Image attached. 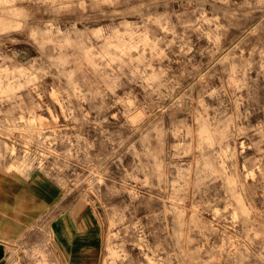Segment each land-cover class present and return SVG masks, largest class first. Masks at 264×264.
<instances>
[{
    "label": "rangeland",
    "instance_id": "rangeland-1",
    "mask_svg": "<svg viewBox=\"0 0 264 264\" xmlns=\"http://www.w3.org/2000/svg\"><path fill=\"white\" fill-rule=\"evenodd\" d=\"M88 2L91 4V0ZM141 2L149 6L143 10L145 15H158L166 11L169 13L186 11L187 15L183 17L185 21H195L199 16V12L193 15V11L199 6L196 0H193L191 5L188 0H176V2L168 0L167 8H165L166 0H158L156 4L152 0H131L130 3H122L116 11L127 13L130 8ZM242 2L243 0H234L231 9L227 10H235L236 5ZM17 6L30 10L33 18L28 22L29 25L43 28L44 22L53 20L61 31L70 30L73 23H76V27L81 30L118 25L121 20L142 23L141 18L136 15L125 14L113 17L111 15L113 9L107 5H102L96 10L90 6L87 12L74 8L70 13H63L60 16L51 14L47 7L33 3ZM203 8L209 17L221 16L220 24L228 28L226 33H222L224 39L220 51L214 58L210 56L208 50L215 51L213 45L207 39L198 38L201 37L200 33L180 27V22L173 15L171 23L176 25L177 34L184 35L185 42L191 41L190 46L193 51L188 55L179 54V47L174 45L167 53L169 59L162 63L154 62L153 67L170 68L167 79L178 81L180 87L176 88L174 84L169 85V88L174 90L162 89L163 95L160 96L148 95L136 85H128L117 92V96H123L130 89L134 90L139 105L144 107L148 113V118L140 126V131L135 134H132L128 128H121V124L125 123L122 116L118 120L112 119L113 114L122 111L119 106L112 108L110 112L101 114V119L103 116L108 117V123L103 125V129L107 130L108 136L113 141H119L120 137L115 135L118 132L125 139L131 135V139L127 140L123 148H120L118 143H109L105 135L101 134L102 129L95 127L92 123L97 119L95 112H91L88 123L81 121L80 124H76L73 120L65 118L66 113L61 105L49 95L54 88H66L67 82L63 77L56 79L59 75L56 68H51L50 74L39 80L36 86L37 91L29 87L16 93V96L22 99L13 98L11 101L0 103V113H11V115H0V132L3 133L0 135V142H2L0 148L3 144L13 146V141H18L15 147L17 155H20L24 139L31 135L34 141L54 138L56 142L45 143L41 151L63 154L72 147V144L77 143L74 138L79 135L85 137L89 143L94 142L95 144V148L90 150V155L93 157L92 164L103 163L104 168L107 169L104 185H99V191L93 194L87 191L86 183L80 184L79 187L76 186L80 180L88 176V171L84 166L72 160L69 161L71 167L61 173L53 170V165L60 163L63 166L66 157L61 155L58 158L54 155H47V159L44 160V172L53 177L63 188L64 198L60 205L74 203L80 212L77 219L80 226L89 224V220L91 221L90 231H83L76 235L71 254L74 264L89 262L90 264H111L109 248L113 244L121 243L124 245V251L130 253V259L124 264H149V261L151 264H239V253L243 252L245 247L249 248L251 255L243 264H264V261L256 259V255L264 247V239L253 240L249 243L251 237L247 231L250 227L260 230L259 226L264 225V177L257 173L256 179L252 180L247 177L245 171V169L251 171L256 168L257 162L260 169L264 170V143H261V135L257 134V132L264 131V70L260 67L261 53L264 52V31H261L258 36H247V29L251 25L244 21H231V24H237V27H232L230 22L223 18L225 6L214 4V0H208ZM102 13L108 15H102ZM260 16L261 13L257 12L253 23L258 21ZM84 17L88 19L83 23H77ZM150 27L157 36L165 35L155 26L150 25ZM204 27L208 29L207 25ZM166 38L171 40L172 36L168 35ZM10 39H17L20 43L13 44ZM93 43L96 42L93 41ZM179 43L178 40L177 44ZM236 44L240 45L232 53L236 59L224 65L217 64L216 61L228 54ZM202 51L204 55L200 54ZM13 53L18 55L9 65L10 68L28 67L34 60L37 68H47L50 63L47 56L57 54L49 45L45 49L46 55L41 58L33 42L28 38L27 29L22 33L13 32L9 36L0 37V56L12 57ZM249 61L252 63V68L245 71L246 62ZM232 63L238 66L236 79L246 85L242 91H236L234 86H229ZM204 73H208L205 81L198 82L199 76ZM124 83L127 85V81ZM221 88L223 91L216 99H210L204 95L212 89ZM38 92L40 95L37 94ZM181 96H184V99L176 103L177 98ZM202 96L210 108L207 117L209 124L213 127H215L211 119L213 117L218 120H226L229 116L240 117L238 120L234 119L235 128L231 130L232 138L226 141V146L235 151V159L226 162L228 176L240 178L235 194L228 189L225 182L227 177L221 179L213 177L214 183L205 181V185L199 190L196 188V175L205 163L204 157H209L207 162L211 163L217 171H222L218 168L220 161L215 154L225 146L221 145L215 149H207L205 146L203 151L200 150L201 142L198 132L201 124L197 121L204 114V109L199 103ZM64 99L67 97L65 96ZM113 99L109 96L107 103L112 104ZM238 100L240 106L237 111ZM34 103L40 104V108L35 109V116L43 117V121L32 126H26L22 122L16 125L21 128L28 127V132H7V129L11 128L13 122L20 116H23L25 120L31 118L28 112L33 110ZM70 104L74 109L82 107L84 112L91 111L93 107L91 104H82L75 99H72ZM74 114L77 118L83 115L81 111H75ZM245 116L247 119H244ZM237 128L256 129L257 131L249 130L246 135H238ZM38 131L41 133L39 137L36 135ZM145 134L149 135L147 144L149 151L162 152L159 159L164 162L166 180L160 183L153 177L151 179L153 187H145L128 177L131 173L142 181L144 174L134 172L133 169L141 163H154L144 155H141L140 160L137 161L134 154L128 152L131 145H135L136 152L145 151V147L140 143ZM64 137L73 138L72 144L64 140ZM257 144L259 150L253 146ZM80 146L86 147L83 141L80 142ZM116 149L118 150L112 155ZM31 150L33 152L37 150V143L32 144ZM185 152L190 154L184 155ZM109 155H112V159H106ZM80 159L83 161V153L80 154ZM151 171L150 169L149 174ZM181 175L185 176L186 183L185 180L180 181V186H183L184 190L176 194L174 185ZM91 179L95 183V178ZM113 187L119 189L120 193L108 195V190ZM132 192H135L138 198H134L130 194ZM234 195L239 197V203L233 198ZM180 200H183V203H179ZM229 204L231 207L224 212L223 209ZM86 207L92 209L94 214H90ZM215 209H220V217L215 215ZM244 209L249 211L250 216L243 215ZM54 213L55 211H50L35 221L29 232L13 245L12 264H16L18 258L24 257V252L19 250L21 246L42 247L49 255V264H62V257L56 249L54 237L50 231V219ZM233 213L238 217L235 222L231 218ZM113 215H116L117 219L122 215L124 221L116 229L110 226V219ZM180 223L184 225L182 229ZM61 227L62 223L59 222L51 225L55 235L60 238ZM117 231L119 238L113 239V233ZM178 232L181 233L182 238L177 236ZM178 240L179 247H177ZM189 241H194V243H189ZM136 244L141 246L135 247ZM148 249H151V252ZM146 256L148 259L145 258ZM20 264H33V262L23 258Z\"/></svg>",
    "mask_w": 264,
    "mask_h": 264
},
{
    "label": "clouds",
    "instance_id": "clouds-1",
    "mask_svg": "<svg viewBox=\"0 0 264 264\" xmlns=\"http://www.w3.org/2000/svg\"><path fill=\"white\" fill-rule=\"evenodd\" d=\"M131 0H91L89 4L88 0H0V37L9 36L13 32L22 33L25 29L28 30V38L33 42L36 51L40 53V57L46 55L45 49L47 46L51 45L53 51L57 53L56 55H48L47 59L50 62L47 68L36 67V61L34 60L32 64L28 67L24 66H14L9 67V65L14 60V57L18 55L13 53L12 57L0 56V103L5 101H11L13 98L19 100L22 99L16 96L19 93L29 87L33 91H37V84L42 77L50 74L51 68H56L59 75L56 79L61 77L67 82L66 88H54L49 95L57 103L61 105L62 110L66 113L65 118L73 120L74 123L80 124L81 121L84 123L89 122L91 112L97 114V119L92 121V123L97 128L102 129V135H105L106 140L109 143H118L120 148H123L127 143V140L131 139V135L127 139L123 138L121 133H116L119 136V141H113L107 134V130L103 129V125L108 123V117L103 116L101 119V114L105 112H110L112 108L119 106L122 111L112 115L113 120H118L121 116L124 118L125 123L121 124V128H128L132 134L140 131V126L148 118V113L144 107L139 105V101L134 93V90L130 89L125 92L123 96H117V92L126 88L128 85H136L140 87L148 95H163L161 90L173 91L170 89L169 85L174 84L176 88L180 87V84L176 80H169L168 72L171 69L155 68L153 67L154 62L162 63L164 60L169 59L167 53L172 49L174 45L179 47V54L188 55L193 51L190 46L191 41L185 42L184 35H178L176 32V25L171 23V18L173 15L176 16L177 21L180 22V27L184 29H192L194 32L200 33L201 37L209 41L213 45L215 51H209V55L213 58L216 56L217 52L220 51L221 43L224 39L222 33H226L228 28L220 24L221 16L214 15L212 17L208 16V13L204 10L203 5L207 4L208 0H196L198 7L193 11V15L199 12V16L195 21H185L183 17L187 15V12L183 13H169L164 12L162 14L145 15L144 9L149 6L141 2L128 10L127 13L116 11V9L122 3H130ZM154 4L158 3V0H152ZM170 2H176V0H170ZM234 0H214V4H219L225 6V11L223 18L230 22L232 27H237V24H231V21H244L250 23V27L247 29V36H258L261 31H264V0H243L242 3L236 5L235 10L231 9V5ZM26 3H33L42 7H47L51 14L55 16H60L63 13H70L74 8L80 9L81 12H87L88 8L91 6L93 10L98 9L102 5H107L113 9L111 15L124 16L125 14L136 15L141 18L142 23L129 22L128 20H121L118 25H108L99 26L95 28H84L83 30L76 27V23L71 25L70 30L61 31L58 24L53 20H48L44 22L43 28L39 26L29 25V21L32 20V14L30 10L26 7H18L17 5H22ZM189 5L193 3V0H188ZM168 7V0H166L165 8ZM259 12L261 16L258 21L254 22L255 14ZM102 15H108L107 13H102ZM88 17H84L77 23H83ZM155 26L158 28L164 36H157L153 28ZM205 25L208 29H205ZM168 35L172 36L171 40L166 37ZM247 37H245L246 39ZM180 41L177 44V41ZM93 41L96 43L94 44ZM13 44L20 43L17 39H10ZM243 43V40H241ZM164 45V47H161ZM239 44L233 46V49L229 51L228 54L217 60L216 63L224 65L229 63L230 60H235L236 57L232 55L236 48H239ZM135 54V55H134ZM204 55V51L200 53ZM261 64L260 67L264 70V52L261 53ZM75 67H71V65ZM252 63L246 62V69H251ZM238 66L232 63L230 66V76H229V86H234L236 91H242L246 85L242 81L237 80ZM208 73H204L199 76L198 82H204L205 77ZM127 81V85L124 83ZM223 89H212L211 91L205 92L204 95L210 99H216L219 93ZM40 95V93H37ZM67 99H64V97ZM111 96L113 99L112 104H108L107 100ZM43 97L41 96V99ZM75 99L82 104H91L93 107L91 111L84 112L83 108H72L70 101ZM184 96L178 97L176 103L183 100ZM99 101V103H97ZM201 108L204 109V114L200 116L198 123L201 124V128L198 132L200 137V150L203 151L205 146L207 149H215L221 145H225L220 148V151L215 155L219 159L218 168L222 171H217L216 168L208 163L209 157H204L205 163L202 169L196 175V188L199 190L201 186L205 185V181H212L213 177L216 179H221L222 177H227L226 184L229 191L235 194V189L239 181V177H229L228 168L226 162L235 159V151L229 149L226 146V141L232 138L231 130L235 128L234 119H240L239 116L235 118L229 116L226 120H218L215 117L211 118L215 127L209 124V118L207 117V112L210 110L209 106L206 105L203 96L200 101ZM68 105V107H65ZM223 106V102H221ZM240 101H237V111L239 110ZM40 104L34 103L33 110L28 112L30 119L25 120L23 116H20L18 120L13 122V126L7 129V132H28V127H17L16 125L21 122L26 126L36 125L43 121V117L35 116V109H39ZM212 111H218L217 109H211ZM75 111H81L83 113L82 117L77 118L75 116ZM0 115H11V113H0ZM219 115V113H218ZM247 119V116L244 117ZM155 130V129H154ZM256 132V129H244L237 128L236 132L238 135H246L247 131ZM261 135V143H264V131L257 132ZM0 135H3L0 132ZM37 137L41 135L38 131L36 133ZM219 137V139H216ZM11 139V136H9ZM71 137H64L69 144H72ZM77 143L72 144L65 153H54L41 151L44 149L45 143H55V139L52 137L47 138V140L40 139L39 141H34L32 136L29 135L24 139L21 145L20 155H17V148L15 145L19 143L18 141H13V146L3 144L0 148V170L3 171L5 175H11L13 173L18 174L23 178L25 182L35 181L32 180V175L34 170L38 169L41 172L45 171L44 160L47 159V155H54L58 158L63 155L66 157L63 166L60 163L53 165V170H58L63 173L71 167L69 161L75 160L80 166H84L85 170L88 171V176L84 180H80L77 183V187L80 184H87V191L93 192L95 194L99 191L98 186L104 185L105 177L107 175V169L104 168L103 163L99 165H93V157L90 155V150L95 148V144L89 143L85 137L77 135L74 138ZM159 140V136L157 137ZM83 141L86 147H81L80 142ZM63 142V141H62ZM149 142V135L145 134L142 136L140 143L145 147L143 153L136 152L135 145H131L128 148V152L133 153L135 160L139 161L141 155L154 161L152 164H139L133 169L134 172H140L144 174V179L141 181L138 176L131 173L128 174L129 179L135 180L137 183L142 184L145 187H153L151 184V179L154 177L160 183H164L166 176L164 173V162L159 159L161 153H154L149 151L147 144ZM2 143V142H0ZM33 143H37V150L33 152L31 146ZM259 150V145H253ZM243 147V145H242ZM114 150L113 154H115ZM83 153V161L80 159V154ZM190 154L185 152L184 155ZM112 155H109L106 159H112ZM100 159V157H96ZM119 159V158H118ZM122 163V160H120ZM151 171V174H149ZM247 172V177L255 180L257 173L261 177H264V170H261L259 163L257 162V167L251 171ZM92 177L95 178V183H93ZM41 178L36 177V181ZM185 180V176L181 175L177 180L176 185H174L175 193L183 191V186H180V181ZM66 186V185H65ZM95 190V191H94ZM120 190L110 188L108 190V195L119 194ZM134 198H138L135 192L130 193ZM237 202H240L238 196L234 197ZM179 203H183L180 200ZM211 207V205H207ZM228 207L224 208L223 211L227 212ZM113 212L115 210L113 209ZM215 215L217 217L221 216L220 209H215ZM243 215L245 217L250 216L247 209L243 210ZM183 216V213H180ZM232 221H237L238 217L235 213L232 214ZM123 217L117 219L116 215H113L110 219V226L116 229L118 225L123 224ZM179 223V220L177 221ZM184 225L180 223V228L182 229ZM260 230L255 227L248 228V235L251 237L249 243L253 240L264 239V225L259 226ZM177 236L182 238L181 233H177ZM113 239L119 238V232L113 233ZM143 242V240H142ZM189 243H194V241H189ZM135 247H140V244L134 245ZM177 247H179V240L177 241ZM24 252V257L33 264H49V255L46 250L42 247L33 246L32 248H27L26 246H21L19 249ZM151 252V249H148ZM250 250L248 247L244 248L243 252L239 253V264H243L245 260L250 258ZM18 258L16 264H20L21 259ZM148 259V257H145ZM109 259L111 264H124L125 261L130 259V253L124 251V245L113 244L109 248ZM256 259L264 261V247L256 255ZM151 264V261H149Z\"/></svg>",
    "mask_w": 264,
    "mask_h": 264
},
{
    "label": "crops",
    "instance_id": "crops-1",
    "mask_svg": "<svg viewBox=\"0 0 264 264\" xmlns=\"http://www.w3.org/2000/svg\"><path fill=\"white\" fill-rule=\"evenodd\" d=\"M31 175L35 183L25 182L16 173L5 175L0 170V264H12L13 245L29 232L35 221L50 211H55L50 219V231L62 264H74L71 254L76 235L90 231L91 221L80 226L77 221L80 212L74 203L60 205L64 191L53 177L37 169ZM37 176L41 178L39 181H36ZM86 208L94 214L92 209ZM56 222L62 223L61 238L51 228Z\"/></svg>",
    "mask_w": 264,
    "mask_h": 264
}]
</instances>
